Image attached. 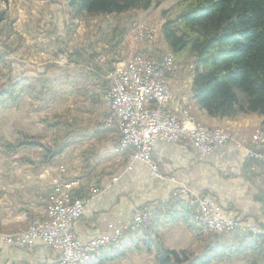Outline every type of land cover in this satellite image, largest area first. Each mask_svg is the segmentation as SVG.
<instances>
[{
	"label": "crops",
	"instance_id": "obj_1",
	"mask_svg": "<svg viewBox=\"0 0 264 264\" xmlns=\"http://www.w3.org/2000/svg\"><path fill=\"white\" fill-rule=\"evenodd\" d=\"M57 9L54 0H0V14L3 15L0 35L7 37V41L22 43L20 52H25L28 57L24 63L35 62L31 59V52H37L38 56L41 52H49L55 34H61L62 19L55 15ZM94 17L93 25L88 22L80 25L83 27L84 41L89 46L105 30L99 28L102 27V15ZM15 46L12 45L11 49L14 50ZM12 71L8 76L11 80ZM88 80L85 86L98 100L90 103L86 113L67 120L68 132L65 135L69 140L58 147L66 142L68 145L44 163L33 165L28 162L43 159L45 151L42 147L24 145L14 150L9 147L16 144L23 134L40 138L45 131L44 113L34 105L39 96L33 92L29 98L20 94L22 85H28L31 79L19 82L15 88V103L8 98L0 102V149H3L0 156V264H57L58 254L40 240L27 247L9 246L2 240L3 234L26 227L31 219L44 213L46 198L55 180L79 181L69 191L72 199L88 196L92 188L100 189L98 195L87 201L81 217L71 226L82 243L129 224L134 208L149 209L150 217L144 226L135 232L124 231L117 244L125 247L137 243L140 249L129 250L124 257L104 264H156L160 243L176 252L201 248L202 238L199 239L197 232L182 219L185 216L192 221L193 215L194 221L195 214L187 204L190 199L176 194L182 187L194 196L214 201L226 217L240 220L247 226H264V166L248 159L245 152L246 147L250 146L251 135L260 127L263 119L260 114L212 117L192 99L195 122L210 127L236 129L243 139V146L229 144L209 155H201L182 144L155 140L152 156L162 176L157 178L143 163H130L126 153L116 151L119 134L105 122L109 113L104 101L106 85H100L90 77ZM15 81L7 83L1 91L8 89ZM173 89L176 96L178 87L174 86ZM56 92L58 94L57 89ZM170 200L176 205L178 219L165 223L164 217L170 212ZM250 235V232L241 230L224 237L213 238L209 234L210 246L218 248L221 253L220 258L211 264L263 263L264 241H251ZM145 242L151 244L150 250L144 245ZM255 242L258 243L257 251L251 248ZM114 248L116 246L110 245L100 252L105 255ZM224 249L232 251L228 257L223 255Z\"/></svg>",
	"mask_w": 264,
	"mask_h": 264
},
{
	"label": "built area",
	"instance_id": "obj_2",
	"mask_svg": "<svg viewBox=\"0 0 264 264\" xmlns=\"http://www.w3.org/2000/svg\"><path fill=\"white\" fill-rule=\"evenodd\" d=\"M154 33L153 28L140 25L134 38L149 39ZM173 64L174 56L170 54H164L158 60L134 54L115 62L104 74L107 88L104 101L109 108L105 122L119 134L116 151L126 153L130 163H143L157 178L162 176L152 156L155 140L182 144L201 155H209L229 144L243 146L239 134L221 135V128L220 132H213V127L195 122L189 114L186 97L180 96L175 103L172 101L166 75ZM151 100H158V107H151ZM245 152L248 159L264 166V136L254 133ZM78 183L76 179L55 180L52 191L47 195L44 213L31 219L25 229H17L12 236L2 235L3 242L9 246L27 247L40 240L58 254V264H76L78 260L110 246L112 239L120 240L125 230L137 231L148 221L149 209L139 207L126 226L114 228L110 234L85 243L80 242L71 226L81 217L87 201L98 195L100 189L92 188L88 196L72 199L69 191ZM176 194L190 199L192 212L198 216V224H202L206 232L230 234L241 230L255 234L264 231L226 217L214 201L194 196L187 188H180Z\"/></svg>",
	"mask_w": 264,
	"mask_h": 264
},
{
	"label": "trees",
	"instance_id": "obj_3",
	"mask_svg": "<svg viewBox=\"0 0 264 264\" xmlns=\"http://www.w3.org/2000/svg\"><path fill=\"white\" fill-rule=\"evenodd\" d=\"M151 3L152 0H66V7L69 20L74 21L83 13L90 16L120 14L131 9L146 10ZM177 5L183 7L182 10L172 22L161 26L160 34L178 60L193 61V99L212 117L231 118L242 113H258L263 117L260 129L264 132V0H177ZM72 25L68 24V33ZM21 80L0 91V102L4 98L16 102L15 88ZM23 145L44 149L45 155L40 162L28 160L33 165L47 162L66 147L49 149L27 136L9 147L14 150ZM169 203L170 212L164 217L165 223L178 219L176 205L171 200ZM182 219L197 232L199 239L202 238L201 248L176 252L160 243L156 264H211L220 258V250L209 244V234L187 217L182 216ZM250 236L251 241H264V231ZM116 243L111 244L116 248L107 254L100 250L84 264H104L124 257L129 250L140 249L137 243L125 247ZM144 245L150 250V243ZM251 248L257 251L258 243L251 244ZM231 252L224 249L222 253L228 257ZM251 264L264 262L253 261Z\"/></svg>",
	"mask_w": 264,
	"mask_h": 264
},
{
	"label": "rangeland",
	"instance_id": "obj_4",
	"mask_svg": "<svg viewBox=\"0 0 264 264\" xmlns=\"http://www.w3.org/2000/svg\"><path fill=\"white\" fill-rule=\"evenodd\" d=\"M54 2H56L58 6L55 15L62 19L61 34H55V38L52 39V45L49 46L51 48L49 52H41L40 56L36 55L37 52L30 53L33 56L31 59L35 62L29 61L24 63L28 57H26L25 52H20L22 50V43L17 40L13 42L7 41V37L3 38L0 35V91L7 83L13 82V80L22 79L26 81V79H31L32 82L28 85H22L23 90L20 88V94H23L22 97L29 98L32 94L31 92H33V94L39 96V99H37L34 105L38 106V109H41L44 113L45 131L40 138L27 137L38 140L39 142L42 140V145L49 149L57 148L64 141L68 142L69 137L65 135L66 132H68L67 120L79 114L86 113L85 111L88 110L90 103L98 100L96 97H93L90 89L85 86L89 83V77L93 78L95 82L100 83V85L105 84V72L119 60L126 59L134 54H142L152 60H158L162 55L171 53L167 44L161 37L160 28L163 24L172 22L183 8L177 5V0H152L150 7L146 10L131 9L120 14L103 15V19H100V25H102V27L99 28L105 30H103L102 35L99 34L94 40L95 42L89 46L88 43L84 41L83 27L80 25L86 24V22L91 23L96 17L83 13L74 21H70L67 14L66 0H54ZM2 17L3 15L0 14V19ZM70 23L73 24V28L71 32L68 33V24ZM91 25L93 24L91 23ZM140 25L153 28L155 30L154 36L143 40L135 39L136 29ZM78 29L79 31H77ZM101 29H99L100 32H102ZM9 32L10 31H8V33ZM14 44L16 45L14 47V50H17L16 52L11 49V46ZM30 54H28L29 57ZM98 58H101L103 61H99ZM193 70L194 63L192 60L183 62L174 56V64L166 75V81L172 91L173 102L175 103L180 96L186 97L189 114L194 119L192 113L193 97L190 90ZM11 71L13 72L12 80L8 77ZM39 72H42V74ZM53 83H55V85H53ZM173 85L178 87L176 96L173 95ZM55 86L58 87L56 88ZM56 89L58 90V94H56ZM53 97H55V99H52ZM65 121L67 123H65ZM56 123L58 125L54 126L53 124ZM220 128L227 135L239 134V131L236 129L213 127V129ZM262 132L263 131L259 127L255 133L260 134ZM25 136L26 135L23 134V137L18 139V142L22 141ZM67 142L65 144L66 146L68 145ZM2 150L3 149H0V156L3 153ZM135 209L136 208H134V210ZM194 221L192 215V222ZM194 223L198 228L206 232L202 224H198L196 221ZM19 229H25V227ZM260 229L264 230V226L258 228V230ZM128 231L135 232L131 230ZM12 233L5 234V236H12ZM207 233L212 234L209 232ZM230 234L224 235L227 236ZM118 241L119 239H114L111 241V244ZM96 253L97 252H94L87 260L80 263L78 262L77 264L86 263L91 260Z\"/></svg>",
	"mask_w": 264,
	"mask_h": 264
},
{
	"label": "bare ground",
	"instance_id": "obj_5",
	"mask_svg": "<svg viewBox=\"0 0 264 264\" xmlns=\"http://www.w3.org/2000/svg\"><path fill=\"white\" fill-rule=\"evenodd\" d=\"M167 54H170L172 55L171 53H167ZM173 56V55H172ZM151 107H158V100H151ZM213 132H220V129H213ZM221 135H227L226 133H224L222 130H221ZM261 136H264V132L260 133ZM194 220L198 221V216L194 214ZM88 258V257H87ZM86 258V259H87ZM86 259H80L78 260V262H83L84 260ZM77 262V263H78ZM76 263V264H77Z\"/></svg>",
	"mask_w": 264,
	"mask_h": 264
}]
</instances>
